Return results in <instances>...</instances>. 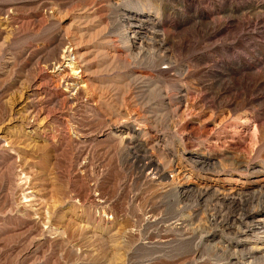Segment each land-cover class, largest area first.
<instances>
[{"label":"rangeland","instance_id":"374dc122","mask_svg":"<svg viewBox=\"0 0 264 264\" xmlns=\"http://www.w3.org/2000/svg\"><path fill=\"white\" fill-rule=\"evenodd\" d=\"M74 33L95 108L50 71ZM146 100L150 125L121 116ZM0 137V264L222 263L214 193L264 183V0H0Z\"/></svg>","mask_w":264,"mask_h":264},{"label":"bare ground","instance_id":"6f19581e","mask_svg":"<svg viewBox=\"0 0 264 264\" xmlns=\"http://www.w3.org/2000/svg\"><path fill=\"white\" fill-rule=\"evenodd\" d=\"M121 18H122L123 25L125 26L123 28L125 31V35L131 39L132 38L136 39V37L139 34V27L140 26L136 25L133 20L129 19V17L122 16ZM79 38H78L77 34H75V33L72 34L71 36H65L64 41H63V47L61 49V53L58 57H56L54 59L55 62H54V65H52L50 71H51V74L59 76L56 83L58 86H59V84H63V86L65 87L63 89V91L65 92V94H64L65 98H68L72 101H76L78 103L80 100L79 101H77V100L80 99L81 96H79L80 95L79 93L81 92V94H83L85 97L84 100L85 101L90 100L92 108H95L98 104L97 103L98 99L93 95V93L92 94H91V92L88 93L85 90L87 83H88V79H89L87 72H86L88 62H86L84 60L82 53L78 54V52H77V50H78L77 40H79ZM133 43H134V41L130 44V46H133L134 45ZM155 45L157 48H160L161 42H157V43H155ZM111 56H113V54ZM141 78H143V77H141ZM113 86H114V84H113ZM116 86H118V85H116ZM87 93L89 96H86ZM78 96H79V98H78ZM133 98H135V97H133ZM141 100H142V98H141ZM28 101H29V99L27 100V102ZM80 102H82V101H80ZM152 103L150 104L149 101L146 100V101H144L143 106H141L140 108H137L138 107L137 106L136 107L137 109L132 108V110L129 109L130 111L126 110L127 109L126 108L124 110V113H121V112L117 111L118 110L117 108H115L117 106V103L112 102L111 106L105 107V110H104L105 113H103V114H104V116H106V118H105L106 120L112 122L111 121L112 117H113V115H115L112 113H115L114 110L116 109L117 114L121 113V116L126 117V119L133 120V121L137 122L140 126L144 127L146 125H150L151 124L150 122L155 121L156 117H154V114H155V112H157V110H156L157 107L152 105ZM180 104H181V102L177 100V106H175L176 110L178 109V107H180ZM159 106H161V104ZM121 108L124 109V107H121ZM172 108H174V107H172ZM149 113H152V114L149 115ZM115 120L116 119H114V121ZM111 125H112V123H111ZM109 128H111V127H109ZM135 130L140 132V130L138 128ZM0 138H2V137H0ZM130 141L128 142L131 145L130 148H134L135 144H133V142L132 141L130 142ZM126 143H127V141H126ZM141 147H143V146L141 145ZM138 165H139L138 167H139L141 172H143L144 170L149 171L150 177H148V178L150 180L152 179L153 181H159L160 179L167 178V173H166L165 169L160 165L158 160L152 158L151 155L146 154L145 156H143L141 158V160L139 161ZM176 192H178V194H180L181 197H185V196L190 195V194L193 195L194 193H196L198 195L197 197L200 199L202 197H204L205 195H209L207 193L208 192L207 190L202 191L200 189H195L193 187L177 188ZM240 192L241 191H239L237 189H233L231 191L221 193V194L220 193H216V194L214 193V195H213L214 198L217 200H221V201L230 200V202L232 204H235L237 210H239L238 212L233 211L225 219H222L221 217L218 218L217 216L210 217L212 225L218 227L221 230V232H223L225 234H232L234 236L233 237L234 240H229L227 242V245H225L226 248L223 249L224 250V252H223L224 253V257H223L224 259H223L222 263L219 262V264H252L253 261L255 262L256 256L259 253H261L262 251H264V207H259L261 204L260 199H261L262 195L264 197V183H262L260 185L259 190L252 191L251 197H249V199L245 203H243L242 201L237 202L235 200L236 199L235 195H238V194L240 195ZM251 204H253V205H251ZM193 216H195V215L189 214V218H192ZM178 220L182 221L181 219H178ZM172 221L167 226L175 227L176 224L181 223V222L175 223L176 220H174V222H172ZM169 231H166V232L168 233ZM200 238H201L202 243L206 244L209 241V239L205 238L204 235L201 236ZM194 254H195V252H194ZM215 261H216V259H215ZM213 264H216V263L213 262Z\"/></svg>","mask_w":264,"mask_h":264}]
</instances>
